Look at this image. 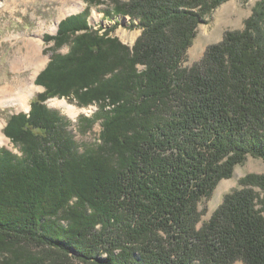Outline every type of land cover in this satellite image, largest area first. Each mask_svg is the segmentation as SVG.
<instances>
[{
    "label": "trees",
    "instance_id": "trees-1",
    "mask_svg": "<svg viewBox=\"0 0 264 264\" xmlns=\"http://www.w3.org/2000/svg\"><path fill=\"white\" fill-rule=\"evenodd\" d=\"M46 34L53 52L29 112L0 148V264H264V173H250L208 220L222 179L264 159V0L245 27L186 64L199 26L229 0H85ZM139 19L130 46L95 29L91 6ZM68 46L69 51L59 49ZM79 106L81 134L47 100Z\"/></svg>",
    "mask_w": 264,
    "mask_h": 264
},
{
    "label": "rangeland",
    "instance_id": "rangeland-1",
    "mask_svg": "<svg viewBox=\"0 0 264 264\" xmlns=\"http://www.w3.org/2000/svg\"><path fill=\"white\" fill-rule=\"evenodd\" d=\"M260 1L262 0H229L215 8L206 21L199 26L197 36L192 46L188 49L186 64L192 66L201 61L208 47L213 43L222 41L226 32L243 29L246 19L251 16L255 6ZM83 2L80 9L71 10L75 4V0H0V89L9 87L17 90L23 86V81L28 79L33 68L30 66V62L26 56L28 47L25 41H28V37L35 34H40L43 37V53L41 58H44L42 60H45V62L41 70L45 69L44 67L47 66L49 59L53 55V52L49 50L53 42L46 41L45 35L57 34L62 20L84 11L88 3L85 0ZM106 8V4L91 6L90 24L95 29H102L104 31L118 21L117 28L111 32L112 35L118 37L123 43L132 46L141 33L139 19L132 20L129 16L122 15L110 18L105 15ZM53 25H57L56 30H50ZM59 51L66 53L69 51V47L66 46L59 49ZM16 64L18 67H16ZM21 64L23 67H21ZM44 90L37 88L36 93L30 100L31 108L32 102L37 97L38 92ZM56 99L67 100L77 108L78 112L75 116L71 115L64 106L55 103ZM46 102L51 108L59 110L72 121L71 129L75 132L76 139L80 144L85 145L98 139L101 131V124L99 122L96 123L93 131L87 134H81L77 129L79 116L81 114L93 116L92 114L98 109L96 105L83 107L79 106L75 102V99L71 100L58 96L51 97ZM30 109L19 110L17 106H0V119L5 123L3 128L4 133L6 134L5 128L12 114L23 111L29 112ZM3 146L14 151L18 150L11 139L9 144L0 145V148ZM250 173H264V159L249 156L244 163L236 166L231 177L222 179L212 197L202 205L206 208L203 220L210 219L213 212L224 201L225 195L236 188H240L241 179ZM74 264L84 263L76 261ZM236 264H243V262L239 261Z\"/></svg>",
    "mask_w": 264,
    "mask_h": 264
},
{
    "label": "bare ground",
    "instance_id": "bare-ground-1",
    "mask_svg": "<svg viewBox=\"0 0 264 264\" xmlns=\"http://www.w3.org/2000/svg\"><path fill=\"white\" fill-rule=\"evenodd\" d=\"M83 3V0H75V4L71 10L80 9ZM56 27L57 25H53L50 30H56ZM25 42L28 47V53L26 56L28 57L27 59L29 60L33 71L30 72L28 79L23 81V86L17 90H13L15 88L12 89L9 87L0 89V106H17L19 110H28L31 108L30 100L36 93L37 88H39V86L35 83V79L40 74L39 72L43 68L45 62V60H42L44 58H41L43 53V37L40 34H35L31 37H28V41ZM39 60L40 62H38ZM16 67H18L17 64ZM21 67H23L22 64ZM55 103L57 105L64 106L66 110L73 116H75V114L78 112L77 108L71 105L65 99H56ZM4 125L5 123L0 119V145L9 144L10 142V139L3 131Z\"/></svg>",
    "mask_w": 264,
    "mask_h": 264
},
{
    "label": "water",
    "instance_id": "water-1",
    "mask_svg": "<svg viewBox=\"0 0 264 264\" xmlns=\"http://www.w3.org/2000/svg\"><path fill=\"white\" fill-rule=\"evenodd\" d=\"M31 110V109H30Z\"/></svg>",
    "mask_w": 264,
    "mask_h": 264
}]
</instances>
